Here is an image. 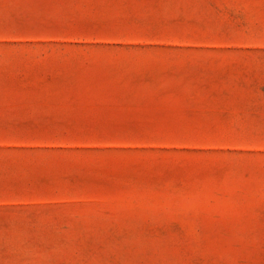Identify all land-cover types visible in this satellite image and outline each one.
<instances>
[{
	"label": "rangeland",
	"instance_id": "obj_1",
	"mask_svg": "<svg viewBox=\"0 0 264 264\" xmlns=\"http://www.w3.org/2000/svg\"><path fill=\"white\" fill-rule=\"evenodd\" d=\"M0 264H264V0H0Z\"/></svg>",
	"mask_w": 264,
	"mask_h": 264
}]
</instances>
